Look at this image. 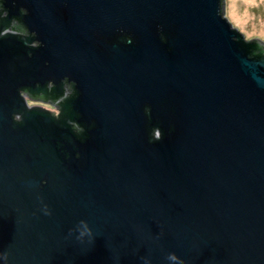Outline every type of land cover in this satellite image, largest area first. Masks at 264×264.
Segmentation results:
<instances>
[{
	"label": "water",
	"instance_id": "water-1",
	"mask_svg": "<svg viewBox=\"0 0 264 264\" xmlns=\"http://www.w3.org/2000/svg\"><path fill=\"white\" fill-rule=\"evenodd\" d=\"M166 257L264 264V42L224 0H0V264Z\"/></svg>",
	"mask_w": 264,
	"mask_h": 264
},
{
	"label": "rangeland",
	"instance_id": "rangeland-1",
	"mask_svg": "<svg viewBox=\"0 0 264 264\" xmlns=\"http://www.w3.org/2000/svg\"><path fill=\"white\" fill-rule=\"evenodd\" d=\"M224 11L246 40L264 42V0H224Z\"/></svg>",
	"mask_w": 264,
	"mask_h": 264
},
{
	"label": "flooded vegetation",
	"instance_id": "flooded-vegetation-1",
	"mask_svg": "<svg viewBox=\"0 0 264 264\" xmlns=\"http://www.w3.org/2000/svg\"><path fill=\"white\" fill-rule=\"evenodd\" d=\"M22 29V28H21ZM20 27H17V30L19 32L24 33L25 31H23V29L21 30ZM52 87V86H49ZM73 84L72 83H65L64 85V96L59 98L58 100H51L48 98H45L44 95L40 94V95H31L29 93L26 92V99L28 102L29 106H41L44 107L48 110H50L53 114H56L60 111V103L64 101L65 98L69 97L70 95H72L74 93V88H73ZM74 128L78 131L81 132V128L79 126H77L74 123Z\"/></svg>",
	"mask_w": 264,
	"mask_h": 264
},
{
	"label": "clouds",
	"instance_id": "clouds-1",
	"mask_svg": "<svg viewBox=\"0 0 264 264\" xmlns=\"http://www.w3.org/2000/svg\"><path fill=\"white\" fill-rule=\"evenodd\" d=\"M3 260L7 261V256L6 255L3 256ZM145 264H149V262L146 260ZM164 264H176V262L171 257H166L165 261H164Z\"/></svg>",
	"mask_w": 264,
	"mask_h": 264
}]
</instances>
